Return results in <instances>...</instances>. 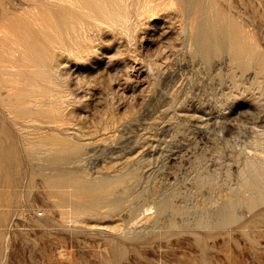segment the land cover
I'll return each mask as SVG.
<instances>
[{
  "label": "rangeland",
  "instance_id": "1",
  "mask_svg": "<svg viewBox=\"0 0 264 264\" xmlns=\"http://www.w3.org/2000/svg\"><path fill=\"white\" fill-rule=\"evenodd\" d=\"M124 2L0 0V264H264V0Z\"/></svg>",
  "mask_w": 264,
  "mask_h": 264
},
{
  "label": "bare ground",
  "instance_id": "2",
  "mask_svg": "<svg viewBox=\"0 0 264 264\" xmlns=\"http://www.w3.org/2000/svg\"><path fill=\"white\" fill-rule=\"evenodd\" d=\"M120 3L122 4V9L123 12L122 13H117L116 16L118 17L117 19L119 21H123L126 22L127 19L129 18L128 16V12L126 10V3L124 2L125 0H119ZM152 0H143L142 4L140 0H137L138 6L143 7V5H145L146 2H150ZM141 4V5H140ZM4 21V19H2L0 21V42H1V46L2 48H6L8 47V50L4 49V55H5V59L1 60L0 58V67H10V68H14L17 64V58H21V59H28L27 58V53H26V49L28 47V43H27V39L25 40H20L17 39L15 37H9L10 34H12L11 32H13L12 30H10L8 27L4 26L1 22ZM75 29V28H74ZM206 36V35H205ZM205 36H202L201 39H206ZM203 54L207 53L210 48L208 45H204L202 48ZM19 55V56H18ZM18 56V57H17ZM34 58V57H33ZM39 61L38 59H33L30 58V61ZM39 89V90H38ZM33 91H42V93H37L35 96H33L32 101H34V105L35 107H40L42 105L45 104V89L40 86V85H36L35 88H32ZM44 100V101H42ZM42 101V102H41ZM31 108H27L26 112L24 113V116H29L30 118L32 117L30 115L31 112ZM35 120H37L36 118H34ZM57 177L53 180H46V184L48 187L50 188H55L57 189V191H59L62 194H66V193H71L72 191L70 189H77L79 190L78 193L82 194V190L83 193H86L88 190H90V187H92L91 184H89L88 182H76L74 181V179L69 176L66 175V173H58L56 175ZM101 187H104L103 185H101ZM93 188V187H92ZM125 189V185H122V190L124 191ZM250 191L248 188H241L239 190V192L237 194H241L244 192H248ZM104 197H102L101 195L98 196H94L93 198H90L88 200V202H83L82 200L75 198V200L71 201V204H68V206L71 207V213L74 214L75 216L80 214L82 212L83 208H88V207H97L99 206V204L101 203V198H106V194H111L112 190L108 189L104 191ZM251 194H255V192L253 190L250 191ZM108 203L111 205V207H116L117 203L119 202V198H110L109 200H107ZM237 203V202H236ZM164 202L158 205V209H157V215L156 218L154 220V223H159V221H161L162 216L164 215ZM226 206H224L223 204H221L218 208H217V213L219 215H222V218L219 221L220 226H224V220H223V214L226 212ZM71 219V218H70ZM69 220V219H68Z\"/></svg>",
  "mask_w": 264,
  "mask_h": 264
}]
</instances>
